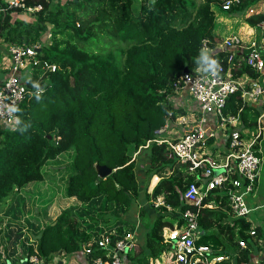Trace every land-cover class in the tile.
<instances>
[{"label":"trees","instance_id":"trees-1","mask_svg":"<svg viewBox=\"0 0 264 264\" xmlns=\"http://www.w3.org/2000/svg\"><path fill=\"white\" fill-rule=\"evenodd\" d=\"M142 1L65 0L52 8L46 0H28V4H43L35 23L15 20L11 24V12L20 8H9L1 17L0 37L14 43H35L47 23L51 30L48 46L41 45L36 54L39 64L26 81L30 91L17 107L15 126L0 129V206L10 192L43 179L45 162L68 149L74 153L62 195L74 199L33 239L14 240L8 246V231L6 237L0 233V264H20L31 254L42 256L45 264H70L57 257L61 254L84 264L104 256L115 241L134 232V223L124 218L139 195L136 160L130 151L142 149L170 116L181 113L170 101L173 84L185 67L191 74L206 67L202 40L207 39L210 48L216 43L215 9L231 15L254 0L234 1L228 8H223V0ZM244 21L257 28L264 24V13L250 14ZM208 52L227 63L228 49ZM236 58L235 77L243 72L255 75ZM44 63L54 64L55 69L43 68ZM33 84L41 91L35 92ZM260 111L243 101L240 90L231 93L223 107L226 115L239 113L243 126L250 129ZM142 152L147 155L148 175H161L151 190V198L161 203H149L157 215L144 247L134 243L122 254V261L127 255L129 264H150L168 251L164 228L171 224L164 219L166 212L179 224L183 209H195L183 198L195 179L189 163L179 161L165 142L150 141ZM95 162L112 172L99 177ZM228 187H214L204 197L198 210L197 242L209 245L212 254L224 255L227 262L233 257L236 264H246L251 254L261 256L264 249V217L251 235V219L230 213ZM144 211L140 209L145 218ZM3 221L0 218V224ZM104 237L109 242L98 245ZM240 239L245 247L239 245ZM85 245L92 250L86 252ZM260 262L264 263V254Z\"/></svg>","mask_w":264,"mask_h":264},{"label":"built area","instance_id":"built-area-1","mask_svg":"<svg viewBox=\"0 0 264 264\" xmlns=\"http://www.w3.org/2000/svg\"><path fill=\"white\" fill-rule=\"evenodd\" d=\"M27 1L0 0V21L9 8L36 12L43 7L40 3L28 4ZM234 1L237 0H225L223 8H228ZM239 42V37L232 34L219 42V46L224 50ZM202 46L208 51L213 50L208 46L207 39L202 40ZM8 51L11 56L12 74L0 84V121L7 127L13 128L16 124L17 107L24 95L30 91L27 83L18 76L17 71L25 63L31 62L38 65L39 59L36 56V48L28 44H10ZM214 59L219 63L216 75L202 69L193 74L189 71L183 72L179 80L173 84L174 90L185 88L197 101L198 119L193 118L191 123L187 116H179L177 123L190 127L176 137L161 135L162 132L170 129L167 121L156 131L158 136L148 140L144 145H148L150 141L165 142L179 161L189 163L188 168L195 174V179L187 185L183 192L184 201L194 206L195 209L191 207L183 209L180 212L181 223L178 224L176 219L177 224L164 236V241L170 245V248L164 253L165 259L161 264H219L225 256L212 254L209 245L197 242L199 236L198 210L203 204L204 197L212 188L225 187L229 184L226 192L229 197L231 215L248 218L250 210L245 198L257 187L261 157L256 153L255 147H252L255 138L248 140L246 136L248 129L245 130L241 125L239 113L226 115L223 107L228 96L240 90L244 102L259 103L262 106L261 116H264V79L261 81L260 75L255 78L250 76L245 82H241L240 78L233 74L231 55L227 56L226 64L217 57ZM244 62L259 73L264 71V35L260 40V45L245 54ZM42 67L55 69L54 64L48 63H44ZM33 85L35 92L41 91L39 85ZM207 113L215 116V120L227 135L229 150L225 155L220 154L217 158L205 150L207 139L211 136H218L216 130H208L204 125L207 121ZM261 127L259 120L257 122L259 129L255 137L259 136L262 131L264 132V128ZM216 170L219 171L216 172ZM249 233L251 235L255 233L254 227H251ZM107 242L109 238L104 237L99 240L98 245H105ZM238 243L241 247L246 246L243 239H240ZM133 244L132 233H127L123 238L115 241L114 246L104 256H95L86 264H123L122 254L132 248ZM84 250L89 252L92 248L86 246ZM26 259L30 264H45L44 258L38 254H31Z\"/></svg>","mask_w":264,"mask_h":264},{"label":"crops","instance_id":"crops-1","mask_svg":"<svg viewBox=\"0 0 264 264\" xmlns=\"http://www.w3.org/2000/svg\"><path fill=\"white\" fill-rule=\"evenodd\" d=\"M50 6L52 8H54L56 4H62L65 0H46ZM197 2H200L201 0H196ZM225 0H223L222 4L224 3ZM238 1V0H237ZM41 5L43 6V4L41 3ZM253 13H264V0H254L253 2H251L248 6L245 7L244 11H234L232 12L231 18H233L234 22H237L240 24V28L242 29L243 27H245L248 23L246 21H244V18L250 14ZM227 14L225 13H221L220 17H216V24H215V28L217 27L219 30L223 27L225 28L226 23H224L225 19H221L222 17L230 19V17L228 18L227 16H225ZM36 18V12H27L24 10H19V11H13L11 12V19L10 22L11 24L15 21V20H22L25 21L27 23H31V21L35 20ZM220 20H222L223 22L220 23ZM218 22V24H217ZM259 26H257V28L252 27L251 25H249V27L247 28L246 31H238L239 34L234 33L233 35H236L237 37H239L240 42L238 44L232 45L228 48V55L232 56V65L234 66V62L236 64L235 58L238 62L240 61H244V56L245 54L252 48H255L257 45H260V40L264 35V24H258ZM47 27L51 28L50 24L47 23ZM47 30V29H46ZM215 36H216V43L214 45V47H212V51H217V50H221L220 46H219V42H221L223 39H225L226 37L231 36L230 35H226L224 38L220 37V34H218L215 29ZM5 42V40L3 39V37H0V84L9 76L12 74L11 71V56L9 51L7 50L6 46H4V44L2 42ZM10 45V44H9ZM34 47H37V52L40 51L41 45H46L45 42L43 41V38L40 35V39L33 44H28ZM227 62V60H226ZM245 63V62H244ZM240 65V64H239ZM239 65H237V67H235L236 69H238ZM234 68V69H235ZM251 68V67H250ZM233 69V68H232ZM253 69V68H251ZM255 72V75H250L247 74L245 72H243L241 75L237 76V78H240L241 82H245L247 80L248 77L252 76V77H257L258 75H260V79L261 81L264 79V71L262 73H259L258 71H256L255 69H253ZM35 73V68L32 67L31 65H29L28 63L23 64L17 71L18 76L23 80V81H29L33 74ZM174 90V88H173ZM173 95L170 96V101L172 104V107L177 109L176 111H180L181 113H179V115L175 116V117H169L165 122L168 121L169 123V130L167 132H162V134H165V137H176L177 135H179L181 132H183V130H185L186 128H189L190 126H185L182 125V123H177V119L179 118V116H187L188 117V121H191L192 123V119L193 118H197L199 117V112H198V103L196 100H194L191 97V94L188 92L187 89L185 88H181V89H177L173 91ZM252 103V102H250ZM254 106H258L260 109L262 106H260L259 103H253ZM230 115V114H227ZM262 115V110L260 111V114L258 116L257 122H259V120L261 121L262 127L264 128V116ZM207 117V121L205 122V126L208 128V130H216L218 136L214 137L211 136L207 139L206 141V147L205 150L209 153H211L214 157L217 158L218 155H225L229 148H228V141L226 139L227 135L225 134L224 130L221 128V126L218 124V121L215 120V116L213 114H206ZM181 124V125H180ZM241 125L243 126V124L241 123ZM7 126L2 123L0 121V129L6 128ZM243 128L246 130L248 129V132H246V136L248 137V140H251L252 138H255V140L253 141L252 147H255L256 153L259 154V156L261 157V164H262V158H263V152H264V132L260 133L259 136L255 137L258 129L257 128V124L255 127H253V129H250L248 127L243 126ZM146 146L142 147V149L137 151V155H141L140 153H142L143 148H145ZM137 156L132 155V158H135ZM140 157V156H139ZM136 160V166L138 164V158H135ZM136 170V167H135ZM262 169L260 168V172H259V178H258V183H257V187L256 189L252 192V194L246 196L245 198V202L247 204V206L249 207L250 213L256 209H258L259 207L264 206V201H261L264 199V176L262 174ZM136 175L138 177V181H139V195L135 196L133 202H132V206L130 208V210L124 214V218L127 221H130L132 223H134L135 225V230L132 233V237L134 239V243L141 245L142 247H144L146 239V232L148 231L152 220H154V218L156 217V209L154 207H152L149 203L151 201H154L155 204L161 203L159 199L154 200L151 198V190L153 188V186L158 182V180L160 179L159 174H153L151 176L148 175V172L146 171L145 175H141L140 179H139V175L137 174L136 171ZM152 180V183H151ZM149 184V186H148ZM146 187V188H145ZM146 193L149 194V198L146 197ZM229 198V197H228ZM208 206H211V203L207 204ZM144 209L145 211V218L144 215H142L140 213V209ZM165 212V211H164ZM170 216V217H169ZM165 220H167L171 226H167L164 228V236H166L170 230H172V228L175 226V220L177 219V217H174L172 214H168L166 212V216L164 217ZM199 239V236H198ZM211 248V247H210ZM1 251H3V248H0ZM135 250V247H133V249H131V251H128L126 254L131 253ZM211 252H212V248H211ZM256 254H251V259L248 263L246 264H261V262H259L262 259V255L261 257L258 259V262L255 263L254 258H255ZM165 259V255H161V258L152 260L150 262V264H161L163 262V260ZM75 260L77 261V259L75 258ZM224 260V259H223ZM223 260H221L219 262V264H236L234 258H230L229 261H226V257H225V262H223ZM78 262V261H77ZM124 264H129L130 260L128 258L127 255L124 256L123 259ZM83 264V263H82ZM84 264H86L84 262ZM240 264H243V262H241ZM264 264V263H262Z\"/></svg>","mask_w":264,"mask_h":264},{"label":"rangeland","instance_id":"rangeland-1","mask_svg":"<svg viewBox=\"0 0 264 264\" xmlns=\"http://www.w3.org/2000/svg\"><path fill=\"white\" fill-rule=\"evenodd\" d=\"M138 2L142 3L143 1L138 0ZM215 10L218 19V17H220L221 13H224V11L220 9ZM227 17H230V19L224 17L221 18L222 20L225 19V28L223 27V29L221 28L220 30L217 27L215 28V31L220 34V37L224 38L226 35L234 33L239 34L238 31H246L249 27V24H247L241 29L240 24L233 21V16L229 15ZM222 20H220V23L223 22ZM19 21L25 22L22 20ZM35 21L36 18L35 20L31 21V23H35ZM50 30L51 28L47 27L46 31L41 32V37L46 44L44 46H48L50 42ZM12 41L13 40L9 38L2 43L7 48L8 46H10L9 44L14 43ZM36 42L37 41H35V43ZM28 64L32 67L37 66L32 64L31 62ZM162 135L164 136L165 134ZM73 153V149H68L60 153L57 158L47 160L42 168L43 179L31 181L28 184L20 187L19 190L10 192L7 197L4 198V200L2 201V205L0 206H5L4 208H1L0 211V218L4 220L3 223L0 224V233H2L3 236L6 237L5 232L8 231L7 233H9L10 238L9 241L5 240L8 246H11L14 240L20 242L21 240L26 241L27 239H33V237L37 232H39L45 222L53 220L62 208L68 206L73 202V197H64L62 195V193H64L63 191H65L66 179L69 174L68 167L70 165V161L73 158ZM130 153L131 156L135 155L137 156L135 158H138L136 171L139 177H141V175H145L148 168L146 163L147 155L145 154V152H142V154L139 155L140 157L137 155V150H131ZM261 169L264 176V152ZM261 201H264V199ZM248 217L251 219L252 227H254V225L258 223H262L264 217V206L259 207L251 213L249 212ZM10 219L11 222L7 224L8 220ZM8 227L10 228V230H8ZM261 253L264 254V249ZM57 257L60 258V260H67L64 263L69 262L70 264H75L74 260L69 261L70 258H68L67 256H63L62 254L58 255ZM260 257L261 256L259 255L255 256V263L258 262V258ZM15 262H17V260H15Z\"/></svg>","mask_w":264,"mask_h":264},{"label":"clouds","instance_id":"clouds-1","mask_svg":"<svg viewBox=\"0 0 264 264\" xmlns=\"http://www.w3.org/2000/svg\"><path fill=\"white\" fill-rule=\"evenodd\" d=\"M35 48L37 51V47ZM202 60L204 61L207 67L202 66L201 69L206 72H211L213 75H216L219 69V63L209 54L207 49H202Z\"/></svg>","mask_w":264,"mask_h":264},{"label":"water","instance_id":"water-1","mask_svg":"<svg viewBox=\"0 0 264 264\" xmlns=\"http://www.w3.org/2000/svg\"><path fill=\"white\" fill-rule=\"evenodd\" d=\"M184 72H188V68L185 67L184 68ZM263 123H264V120H263ZM158 136V133L156 132L154 134V137H157ZM95 169L97 171V174L99 177H106L107 175H109L111 172H112V168L111 167H108L107 165L105 164H99L98 162H95ZM219 170H216V172H218ZM7 264H11L10 261H7ZM20 264H30L26 258H23L20 262Z\"/></svg>","mask_w":264,"mask_h":264}]
</instances>
